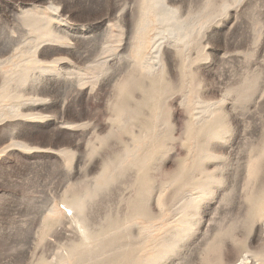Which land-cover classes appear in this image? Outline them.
Wrapping results in <instances>:
<instances>
[{"label": "rangeland", "instance_id": "374dc122", "mask_svg": "<svg viewBox=\"0 0 264 264\" xmlns=\"http://www.w3.org/2000/svg\"><path fill=\"white\" fill-rule=\"evenodd\" d=\"M0 264H264V0H0Z\"/></svg>", "mask_w": 264, "mask_h": 264}, {"label": "bare ground", "instance_id": "6f19581e", "mask_svg": "<svg viewBox=\"0 0 264 264\" xmlns=\"http://www.w3.org/2000/svg\"><path fill=\"white\" fill-rule=\"evenodd\" d=\"M161 1L164 4V0H161ZM162 48H163V41H157V42H155V44L152 47L151 52L149 53L148 57H146L145 63L148 64V65H150L153 68L154 65H151V64H153L152 63L153 61L159 60V56L161 54V51L163 50Z\"/></svg>", "mask_w": 264, "mask_h": 264}]
</instances>
